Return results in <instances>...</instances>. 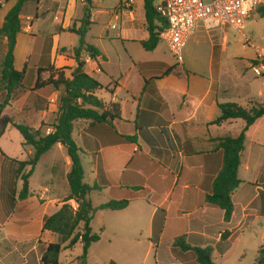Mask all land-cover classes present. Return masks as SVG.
Returning a JSON list of instances; mask_svg holds the SVG:
<instances>
[{
	"label": "crops",
	"instance_id": "1",
	"mask_svg": "<svg viewBox=\"0 0 264 264\" xmlns=\"http://www.w3.org/2000/svg\"><path fill=\"white\" fill-rule=\"evenodd\" d=\"M103 1L92 0L85 36L99 56L92 59L82 51L80 57L85 73L101 85L94 96L120 115L111 127L76 120L72 139L80 150L83 182L99 186L87 196L93 208L122 200L128 206L94 214L90 227L100 232V240L90 246L86 264H198L189 251L173 252L178 238L191 248L211 249L215 264H255L264 247V116L245 132L230 219L206 197L223 165L219 140L237 138L246 125L241 119L212 124L220 115L218 105L233 103L247 111L263 106L264 79H247L219 57L218 51H226L224 27L212 34L221 37L222 49L199 27L178 64L161 40L154 50L143 49L149 37L144 0H133L129 10L121 0ZM16 2L0 0V28ZM86 7V0H25L13 51L14 69L25 70L23 87L12 94L1 119L43 135L53 131L63 89L45 82L56 73L69 78L77 67L72 52L79 38L69 30L81 26ZM96 25L100 29L94 32ZM5 45L0 37L1 61ZM38 70L43 71L39 80ZM5 96L0 94V103ZM12 131L19 134L7 126L0 147ZM12 136L26 156L19 161L0 151V264H41L47 246L60 241L42 231L44 217L64 204L77 208L75 201L65 202L71 163L60 144L53 146L29 178V197L18 202L16 162L27 161L33 149L23 145L20 134ZM51 153L50 167L33 182ZM55 157L61 160L57 167ZM67 243L58 264H80L82 243L65 248Z\"/></svg>",
	"mask_w": 264,
	"mask_h": 264
},
{
	"label": "trees",
	"instance_id": "2",
	"mask_svg": "<svg viewBox=\"0 0 264 264\" xmlns=\"http://www.w3.org/2000/svg\"><path fill=\"white\" fill-rule=\"evenodd\" d=\"M157 0H144L145 18L149 37L141 45L144 50L152 51L159 43V34L166 28L165 21L160 17L154 8ZM25 0H17L4 18V23L0 28V37L6 39V53L0 64V94L5 93V99L0 103V116L12 98V94L23 87L25 70L16 71L13 67V51L17 34L21 31L19 19L20 12ZM92 0H86V14L78 29L74 27L69 31L75 33L79 40L78 45L73 49V58L77 67L72 71L69 78L63 73H56L48 79L45 84L52 89H63V96L60 99L58 117L53 125V131L43 135L41 131H33L31 127L23 124H14L7 118H0V137L7 126L16 129L23 138V145L33 149L31 157L27 161L16 162L18 165L17 174L21 181V190L17 194V201H24L29 197V178L43 155L53 146L60 144L65 150L71 163L70 172L67 174V184L69 194L65 202L75 201L77 208L64 204L54 214L44 217L42 231H49L59 237V243L50 244L41 257V264H58L59 254L62 244L67 243L65 248H72L78 241L83 245L82 254L79 257L80 264H86L88 250L92 244L99 242L100 235L92 233L90 223L97 211H121L127 208L128 201H110L93 208L87 196L99 190L98 185L89 186L83 182L84 172L81 165L80 150L72 139L73 122L76 120H87L91 125L106 124L111 127V122L119 119V110L112 107L108 112L103 103L98 100L94 93L101 88L97 80L87 75L84 71V62L81 60L82 51L90 55L92 59L99 56V51L85 42V36L90 26L89 9ZM255 13L260 18H264V7L258 8ZM41 72L38 70V80ZM55 77V79H54ZM220 115L212 124L219 125L225 121L241 119L245 122V127L241 134L233 138H223L219 140L218 148L223 151V165L216 176L211 195L206 197L209 205L217 207L224 212L225 220H229L233 212L231 195L239 186L237 170L240 163V153L243 150L245 132L255 123L256 120L264 116V105L252 108L249 111L233 103L219 104ZM125 140L133 141L134 138L126 137ZM25 168L28 171L24 173ZM13 203L15 202L13 196ZM15 204V203H14ZM175 249V250H174ZM173 252H191L198 264H215L212 259V250L191 248L187 246L182 238L176 239ZM255 264H264V247L259 250Z\"/></svg>",
	"mask_w": 264,
	"mask_h": 264
},
{
	"label": "built area",
	"instance_id": "3",
	"mask_svg": "<svg viewBox=\"0 0 264 264\" xmlns=\"http://www.w3.org/2000/svg\"><path fill=\"white\" fill-rule=\"evenodd\" d=\"M133 0H121L129 10ZM264 7V0H157L154 8L165 21L166 28L159 34L176 63H183V51L187 42L199 27L208 33L219 28H230L239 33L245 22L258 9ZM246 41L243 34H241ZM253 74H264V59L256 51ZM89 58L90 55H88Z\"/></svg>",
	"mask_w": 264,
	"mask_h": 264
},
{
	"label": "rangeland",
	"instance_id": "4",
	"mask_svg": "<svg viewBox=\"0 0 264 264\" xmlns=\"http://www.w3.org/2000/svg\"><path fill=\"white\" fill-rule=\"evenodd\" d=\"M107 1L111 2V0H104L103 2L105 3ZM99 29H100L99 25H96L93 27L94 32H96ZM223 30L227 31V41L225 44L226 51L225 52L218 51L219 57L223 59V62L225 64L235 65L237 69L238 68L242 69L247 79L255 80V81H262L264 79V74L261 75L260 77L255 76L251 70V67L256 64L255 63V60L257 58L256 51L264 59V18H260L257 15V13L254 12L250 16V18L245 22L244 29L241 31V33L235 30H232L230 28H224ZM214 32L213 31L212 33L210 32L212 43L216 46H220L219 49H222L223 47H222L221 42H223V40L219 36H215V37L212 36ZM241 34L244 35L246 41L243 40ZM204 49H206L205 46H204ZM183 60H184V56H183ZM1 62L2 61L0 60V64ZM50 126H53V125H50ZM11 133L12 135H15L16 137H19V134L16 132L12 131L10 132V134ZM12 135L11 136L7 135L2 140L0 151H2L7 157L20 161L23 158H25L26 152L24 151V149L20 148L16 139ZM51 157H52V153L48 154V156H45L44 159L40 162L36 170V173L32 179L33 182L41 179L45 170L48 167H50L49 165L51 162ZM54 160H55V167L60 165L61 163L60 158L55 157ZM4 165L6 166V164ZM17 168H18V165H17ZM27 171H28V168H25L24 173H26ZM15 174H16L15 180L17 181L19 175L17 174V172ZM17 182H18L17 183L18 189L17 191H15L16 194H18L19 191L21 190V183L20 181H17ZM85 182H87L86 179H85ZM14 186H15V183H13L12 187ZM12 194H14V192ZM98 199H100V197ZM45 201L47 200H41V201L39 200V203H43ZM33 202L35 201L33 200ZM97 234L100 235V232H97Z\"/></svg>",
	"mask_w": 264,
	"mask_h": 264
}]
</instances>
